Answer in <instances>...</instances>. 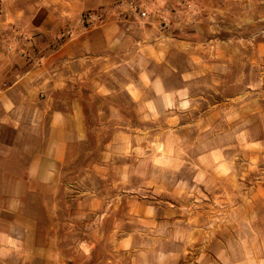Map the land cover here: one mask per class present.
I'll use <instances>...</instances> for the list:
<instances>
[{"label": "crops", "instance_id": "crops-1", "mask_svg": "<svg viewBox=\"0 0 264 264\" xmlns=\"http://www.w3.org/2000/svg\"><path fill=\"white\" fill-rule=\"evenodd\" d=\"M87 13L103 21L84 26ZM65 29L71 37L56 40ZM232 68H252L236 82L262 89L264 0H0V264H85L63 235L72 223L64 171L81 159L97 97L125 93L148 115L150 102L182 101L166 69L180 83L213 85L229 84ZM263 184L224 193L206 211L210 235L184 241L199 245L195 255L167 261L163 237H148L158 246L129 253V264H264ZM108 263L118 261L97 253Z\"/></svg>", "mask_w": 264, "mask_h": 264}, {"label": "rangeland", "instance_id": "rangeland-1", "mask_svg": "<svg viewBox=\"0 0 264 264\" xmlns=\"http://www.w3.org/2000/svg\"><path fill=\"white\" fill-rule=\"evenodd\" d=\"M238 74L255 72L232 68L229 84L207 85L180 83L166 69L169 93L182 86V101L178 94L159 106L150 102L143 116L125 93L97 97L81 159L64 171L72 223L62 232L72 250L86 253L85 264H97V253L129 264V253L158 246L141 239L159 236L167 261L181 251L195 255L199 245L184 241L210 235L206 211L220 209L224 193L264 183V84H239ZM104 236L114 240H98Z\"/></svg>", "mask_w": 264, "mask_h": 264}, {"label": "built area", "instance_id": "built-area-1", "mask_svg": "<svg viewBox=\"0 0 264 264\" xmlns=\"http://www.w3.org/2000/svg\"><path fill=\"white\" fill-rule=\"evenodd\" d=\"M141 16L142 17L148 16L147 10L146 11H142L141 12ZM102 21H103V15L101 13H87V14L83 15V17L81 18V23L84 26H91V25H94V24H98V23H100ZM71 35H72L71 34V29H65V30L57 33L55 35V39L60 41V40H64V39L70 38Z\"/></svg>", "mask_w": 264, "mask_h": 264}]
</instances>
